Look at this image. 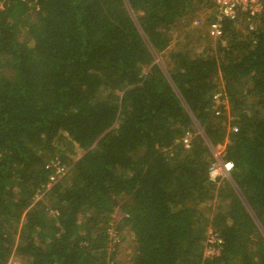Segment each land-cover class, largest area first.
I'll list each match as a JSON object with an SVG mask.
<instances>
[{"label":"trees","instance_id":"obj_1","mask_svg":"<svg viewBox=\"0 0 264 264\" xmlns=\"http://www.w3.org/2000/svg\"><path fill=\"white\" fill-rule=\"evenodd\" d=\"M260 5L0 0V264H264Z\"/></svg>","mask_w":264,"mask_h":264},{"label":"built area","instance_id":"obj_2","mask_svg":"<svg viewBox=\"0 0 264 264\" xmlns=\"http://www.w3.org/2000/svg\"><path fill=\"white\" fill-rule=\"evenodd\" d=\"M217 9V18L220 16L234 17L238 10L248 11L250 15L255 14L261 8L260 0H215ZM209 24L208 31L212 36L220 34V24L217 21ZM217 97L215 96V99ZM183 142H187V136L183 138ZM213 152V149H212ZM214 163L209 166L208 174L210 180H215L217 177H229V172L232 168L230 161H224L218 153L213 152ZM54 173L58 176L63 174L64 169L57 163H53ZM53 178V177H51Z\"/></svg>","mask_w":264,"mask_h":264},{"label":"rangeland","instance_id":"obj_3","mask_svg":"<svg viewBox=\"0 0 264 264\" xmlns=\"http://www.w3.org/2000/svg\"><path fill=\"white\" fill-rule=\"evenodd\" d=\"M199 19V21L197 22V20ZM202 19V15L201 13L198 15V17L196 16L193 20V23H194V26H200V21ZM166 56H164V54H156L155 55V59L154 61L156 63H158L159 65H161L163 68H165L166 66ZM213 149V152L214 153H218L219 155L222 154V150H223V145H216L215 147L212 148ZM227 179L229 182L231 181L230 178H225ZM231 183V182H230ZM114 219H117V214L113 215ZM121 236L120 237H123V241L120 242V248L117 250L118 253L116 254V258L115 260L118 261V263L122 264L124 263V261L127 259V256L130 252V247H129V240H130V235L125 231V229L120 233ZM109 235L110 237H115L116 233L115 231H113L112 228L109 229ZM211 238V236H210ZM212 249H210V252H211ZM10 261L11 262H14V263H18L20 264V260L17 258V257H11L10 258Z\"/></svg>","mask_w":264,"mask_h":264}]
</instances>
